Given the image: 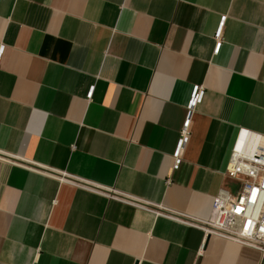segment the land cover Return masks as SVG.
<instances>
[{
    "label": "crops",
    "instance_id": "obj_1",
    "mask_svg": "<svg viewBox=\"0 0 264 264\" xmlns=\"http://www.w3.org/2000/svg\"><path fill=\"white\" fill-rule=\"evenodd\" d=\"M239 131L264 0H0V264H260L201 227Z\"/></svg>",
    "mask_w": 264,
    "mask_h": 264
},
{
    "label": "built area",
    "instance_id": "obj_2",
    "mask_svg": "<svg viewBox=\"0 0 264 264\" xmlns=\"http://www.w3.org/2000/svg\"><path fill=\"white\" fill-rule=\"evenodd\" d=\"M202 93V88H195L188 118L175 150L176 156L186 142V129L192 114L190 110L200 101ZM236 147L230 151L225 174L236 181L238 186L235 191L221 188L217 192L210 215L201 227L205 235L223 237L258 250L262 258L260 264H264V142H251L242 148ZM110 196L138 205L126 195L114 192Z\"/></svg>",
    "mask_w": 264,
    "mask_h": 264
},
{
    "label": "bare ground",
    "instance_id": "obj_3",
    "mask_svg": "<svg viewBox=\"0 0 264 264\" xmlns=\"http://www.w3.org/2000/svg\"><path fill=\"white\" fill-rule=\"evenodd\" d=\"M257 141H261L264 142V137L262 136H258V135H252L250 132H246V131H239L236 135V138L234 140L233 143V147L236 148H242L243 146H246L248 144H250L251 142H257Z\"/></svg>",
    "mask_w": 264,
    "mask_h": 264
},
{
    "label": "snow or ice",
    "instance_id": "obj_4",
    "mask_svg": "<svg viewBox=\"0 0 264 264\" xmlns=\"http://www.w3.org/2000/svg\"><path fill=\"white\" fill-rule=\"evenodd\" d=\"M237 211H240L239 209H237Z\"/></svg>",
    "mask_w": 264,
    "mask_h": 264
}]
</instances>
